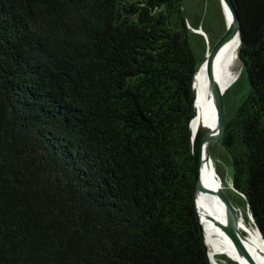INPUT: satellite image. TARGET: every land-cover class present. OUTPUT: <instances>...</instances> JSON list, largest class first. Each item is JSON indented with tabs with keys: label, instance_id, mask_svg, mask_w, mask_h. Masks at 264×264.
<instances>
[{
	"label": "trees",
	"instance_id": "trees-1",
	"mask_svg": "<svg viewBox=\"0 0 264 264\" xmlns=\"http://www.w3.org/2000/svg\"><path fill=\"white\" fill-rule=\"evenodd\" d=\"M232 3L220 143L264 238V0ZM225 30L220 0H0V264H209L189 125Z\"/></svg>",
	"mask_w": 264,
	"mask_h": 264
},
{
	"label": "bare ground",
	"instance_id": "bare-ground-1",
	"mask_svg": "<svg viewBox=\"0 0 264 264\" xmlns=\"http://www.w3.org/2000/svg\"><path fill=\"white\" fill-rule=\"evenodd\" d=\"M225 13L226 20L229 22L231 19L230 14L227 10H225ZM237 50L238 38L235 36L221 48L214 60V81L223 92L226 91L239 74L236 70ZM193 84L197 110V115L192 122L193 130L202 121L208 122V126L214 125L216 113L205 63L198 67L194 75ZM200 155L199 180L206 190L197 192L196 202L203 227L204 239L208 246L209 258L213 264H228L225 261L219 262L216 260L217 254H224L236 261V264H250L238 254L231 238L220 226L221 224L227 225V214L222 203L211 190L222 189V182L215 173L207 146H202ZM238 217V228L243 234L241 241L244 248L249 253L254 264H264V242L261 236L254 225L251 224V220L246 222L242 214H239Z\"/></svg>",
	"mask_w": 264,
	"mask_h": 264
},
{
	"label": "water",
	"instance_id": "water-1",
	"mask_svg": "<svg viewBox=\"0 0 264 264\" xmlns=\"http://www.w3.org/2000/svg\"><path fill=\"white\" fill-rule=\"evenodd\" d=\"M221 7L225 16L226 21V30L224 34L211 46L210 42L207 40L206 42V53L204 57L200 60L198 63L195 73L198 69V67L205 63L206 72L210 81V90L213 97L214 107H215V113H216V120L215 124L208 126V122H199L198 127L193 130L192 128V122L194 118L197 115V110L195 106V89L193 84V94H194V113L190 120V144H191V151L194 158V203L197 211L198 216V222L199 227L202 232L203 236V244L204 248L206 250V254L209 260V264H213L209 258L208 255V249L205 244L204 234H203V227L200 221L199 212L197 208V202H196V194L199 191H204L206 188L202 185V183L199 180V170H200V162H201V155L200 151L202 146H207L209 158L212 159V153H211V147L212 144L216 141L221 140L222 135V129H223V121H224V101H223V90L220 89V87L215 83L214 81V75H213V68H214V60L221 50V48L232 38L237 36L238 38V50H237V57L241 60L240 57V46H241V27H240V21L236 12V9L232 3V0H220ZM225 10H227L230 14V21L228 22L226 20V13ZM198 32L204 34L202 30H197ZM207 37V36H206ZM242 62V60H241ZM195 75V74H194ZM194 81V79H193ZM231 188L237 192V190L233 187L231 183ZM216 197L220 200L222 203L226 214H227V225H220L221 228L225 231V233L231 238L234 246L237 249L238 254H240L244 259H246L250 264H254L253 260L251 259L249 253L244 248L241 238L243 237V234L239 231L238 228V222L239 217L236 212V209L234 205L231 203L230 199L226 195L223 189H217V190H211ZM240 195L243 196V194L240 193ZM244 197V196H243ZM249 218L252 221V224L257 229L259 235L261 236L263 242L264 238L261 235L260 230L255 225L254 220L252 218V215L249 214ZM231 259V258H230ZM233 260V259H231ZM234 261V260H233Z\"/></svg>",
	"mask_w": 264,
	"mask_h": 264
},
{
	"label": "rangeland",
	"instance_id": "rangeland-1",
	"mask_svg": "<svg viewBox=\"0 0 264 264\" xmlns=\"http://www.w3.org/2000/svg\"><path fill=\"white\" fill-rule=\"evenodd\" d=\"M222 12H223V10H222ZM223 15H224V13H223ZM224 18H225V16H224ZM236 63H237L236 64V70H237V72H239V74H238V76H239L241 73V69H242V62L238 57L236 58ZM211 153H212V161H213L214 170H215L217 177L222 182V189L224 190V192L226 193V195L230 199L231 203H233L235 205L234 207L236 209L237 214L238 215L242 214L246 222L250 221L249 214L247 213L246 208L240 202V199L237 196H235V194H233V192L231 190L232 166H231V163L229 162V160L227 159V156L225 154V151H224L220 141H216L212 144ZM251 224H252V221H251ZM205 244H206V242H205ZM206 247L208 248L207 245H206ZM224 258L231 260L229 257L225 256L224 254H217L216 255V260L219 262H221V261L226 262V260ZM231 261L233 262V264L237 263L236 261H233V260H231ZM228 264H230V263H228Z\"/></svg>",
	"mask_w": 264,
	"mask_h": 264
},
{
	"label": "flooded vegetation",
	"instance_id": "flooded-vegetation-1",
	"mask_svg": "<svg viewBox=\"0 0 264 264\" xmlns=\"http://www.w3.org/2000/svg\"><path fill=\"white\" fill-rule=\"evenodd\" d=\"M233 204V203H232ZM234 205V204H233ZM235 206V205H234Z\"/></svg>",
	"mask_w": 264,
	"mask_h": 264
}]
</instances>
